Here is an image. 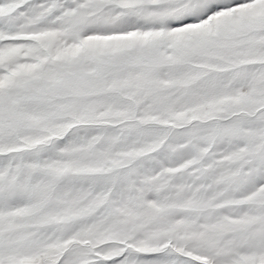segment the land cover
I'll return each instance as SVG.
<instances>
[{
	"label": "snow or ice",
	"instance_id": "6c2138e0",
	"mask_svg": "<svg viewBox=\"0 0 264 264\" xmlns=\"http://www.w3.org/2000/svg\"><path fill=\"white\" fill-rule=\"evenodd\" d=\"M0 264H264V0H0Z\"/></svg>",
	"mask_w": 264,
	"mask_h": 264
}]
</instances>
